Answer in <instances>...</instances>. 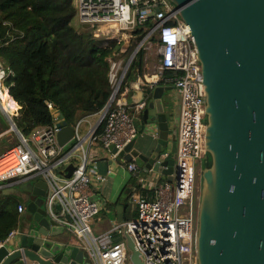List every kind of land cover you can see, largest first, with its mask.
I'll return each instance as SVG.
<instances>
[{
	"label": "built area",
	"instance_id": "obj_1",
	"mask_svg": "<svg viewBox=\"0 0 264 264\" xmlns=\"http://www.w3.org/2000/svg\"><path fill=\"white\" fill-rule=\"evenodd\" d=\"M73 5L79 26L89 25L95 37L122 42L120 54L126 51L123 45L128 42L130 46L135 38L133 31L143 33V38L126 60L119 55L108 59L111 96L107 105L101 112L80 119L73 126L72 140L63 147L57 142L60 131L57 125L62 117L50 103L47 107L53 116L52 125L36 128L28 137L18 129L15 131L13 118L20 107L11 110L3 102L2 94L9 95L4 82L10 71L0 61V115L9 123L6 132L12 133L17 142L0 152V191L43 181L46 185L43 208L47 216L79 240L92 264H125V244L113 241L123 234L132 237L144 264H196V189L207 157L206 113L202 76L190 28L179 19L177 9L169 0H73ZM152 38L156 40L154 43ZM140 48L146 54L148 49L154 50L151 68L146 66L150 58L145 54L146 72L139 79L142 89L152 92L156 86H168L180 97L173 181L168 182L165 176L154 171L144 174L133 162L126 163L127 171L136 177L142 190L130 196L137 218L122 221L96 237L90 225L98 216L100 206L90 199L105 177L96 172L88 152L100 148L109 152L110 158L123 160L119 153L135 140L136 118H141L149 99L144 97L130 105L128 90L122 89V84ZM167 72L176 75L166 78ZM161 82L163 85H159ZM85 124L88 129L83 133ZM170 152L164 151L158 156L155 160L158 167L170 157ZM68 165L74 169L65 178L63 174ZM16 210L22 214L25 207L19 204ZM15 236L12 231L0 240V248Z\"/></svg>",
	"mask_w": 264,
	"mask_h": 264
},
{
	"label": "water",
	"instance_id": "obj_2",
	"mask_svg": "<svg viewBox=\"0 0 264 264\" xmlns=\"http://www.w3.org/2000/svg\"><path fill=\"white\" fill-rule=\"evenodd\" d=\"M169 1L190 28L205 95L207 157L200 174L195 262L264 264V0ZM128 47V42L123 45L124 50ZM171 90L156 86L142 111L139 132L156 139L153 151L145 152L149 141L140 149L132 141L119 153L144 174L158 172L168 182L173 181L174 163L167 159L158 167L155 160L170 146L173 162L176 157L180 97L177 94L173 116L163 101ZM57 126V142L63 147L74 129L63 120ZM73 169L68 165L64 177ZM16 192L26 194L23 217L27 215L30 224L0 248V264H92L85 249L74 245L47 216L43 181L0 194ZM90 200L103 201L99 194ZM116 211L122 222L121 208ZM123 238L125 264H144L132 237Z\"/></svg>",
	"mask_w": 264,
	"mask_h": 264
},
{
	"label": "trees",
	"instance_id": "obj_3",
	"mask_svg": "<svg viewBox=\"0 0 264 264\" xmlns=\"http://www.w3.org/2000/svg\"><path fill=\"white\" fill-rule=\"evenodd\" d=\"M75 14L73 0H0V61L10 71L4 84L14 100L8 95L11 108L20 107L13 122L24 137L36 128L53 124L49 103L71 127L83 117L101 112L111 96L108 59L117 55L127 59L143 38V33L133 31L135 38L120 54L122 42L96 40L90 31L79 32L72 24ZM145 54L143 48L136 53L122 89L128 90L130 83L143 77ZM174 75L165 73L166 78ZM143 93L150 99L149 89ZM139 190L136 177L123 189L124 221L137 218L128 202L130 195ZM17 206L9 195L1 196L0 240L17 228Z\"/></svg>",
	"mask_w": 264,
	"mask_h": 264
},
{
	"label": "crops",
	"instance_id": "obj_4",
	"mask_svg": "<svg viewBox=\"0 0 264 264\" xmlns=\"http://www.w3.org/2000/svg\"><path fill=\"white\" fill-rule=\"evenodd\" d=\"M127 96H128V103L130 105H134L144 98L142 85L139 80L130 83ZM176 97L177 94L173 90L166 92L163 96V101L167 105V112L171 116H173L172 114L174 113L176 107ZM14 103L17 105L16 102ZM17 108H19V106ZM90 121L91 123H93L94 118H92ZM140 121L141 118H136V124L138 128V134L134 140L136 142V148L140 149L141 145L144 142L149 141L146 146L145 152L146 154H150L155 148L156 139H151L149 136H147L146 133L140 134L139 132ZM172 122H173V118L171 117L170 123L172 124ZM87 129H88V125L85 124L83 126V133L86 132ZM6 131L7 128L0 131V139L7 138L8 144L10 145L15 144L14 140L11 138L12 133H8ZM5 149L6 147H0V152H2ZM168 150L171 151V146L165 149V151ZM88 158L90 163L94 164V166L96 167V172L105 177V182H103L96 190V194L101 195V198L104 201V203L103 201L98 202L100 206V212L90 225L93 236L97 237L99 235L108 232L113 226L120 223L118 218V213L116 211V207L121 208L122 221H124V216H126L125 214L126 209L124 208V199L126 197V192L123 193V189L126 188L132 176L126 169L127 166L126 162H123V160H119V159L114 160L110 158V153L100 148H93L92 150H90L88 152ZM7 191H3V192H7ZM0 195L5 196L2 194ZM24 199L25 197L22 198V200H16V202L18 205L22 204L26 208ZM128 203H131L130 199ZM131 205L133 206L132 203ZM23 214L24 213L18 214V223H19V218H28L27 215L23 217ZM19 229L20 228L17 224V228L14 230V236L18 233ZM64 232L70 235L68 236L66 234L67 237L71 239V242L74 245H78L79 247H81V243L79 242V240H77L71 233L67 231ZM113 241L124 242V238L123 236H118L114 238Z\"/></svg>",
	"mask_w": 264,
	"mask_h": 264
},
{
	"label": "rangeland",
	"instance_id": "obj_5",
	"mask_svg": "<svg viewBox=\"0 0 264 264\" xmlns=\"http://www.w3.org/2000/svg\"><path fill=\"white\" fill-rule=\"evenodd\" d=\"M72 24L73 25H75V27H76V29L79 31V32H81V27L79 26V24L76 22V20L74 19V20H72ZM86 31H90V30H86ZM90 33H91V31H90ZM91 35H92V37L94 38V39H96V40H102V41H107V40H105L102 36H99V37H95L94 36V33L92 32L91 33ZM109 41V40H108ZM153 53H154V50L153 49H148V52H147V54H146V56H147V58H150L149 60H147V67L148 68H151V66L154 64L153 62H152V56H153ZM125 60H126V58H125ZM146 66H145V68H146ZM13 107V106H12ZM16 107V106H15ZM13 110L14 109H16V108H12ZM8 125H9V123H8V121L5 119V117H3V116H1L0 115V131H2V130H4V129H6V128H8ZM11 138L14 140V143L16 144L17 142H15L16 141V139H15V136L13 135V134H11ZM12 145H10V144H8V140H7V138H2V139H0V147H6V148H9V147H11ZM170 161H171V163H174L173 162V160H172V156L170 155V157L168 158ZM203 168V167H202ZM201 168V169H202ZM196 198L198 199L199 198V194H200V174H199V176H198V178H197V189H196ZM13 200H22V198H24L25 197V195H24V193H22V192H16V193H14V194H10L9 195ZM30 198H31V200H33L34 198H33V196H31L30 195ZM0 199H1V196H0ZM197 201V200H196ZM132 209H134L135 210V208L134 207H132ZM28 224H30V220L28 219V218H19V223H18V226H19V228L21 229V228H23V227H25L26 225H28ZM67 235L68 236H70L68 233H67Z\"/></svg>",
	"mask_w": 264,
	"mask_h": 264
},
{
	"label": "bare ground",
	"instance_id": "obj_6",
	"mask_svg": "<svg viewBox=\"0 0 264 264\" xmlns=\"http://www.w3.org/2000/svg\"><path fill=\"white\" fill-rule=\"evenodd\" d=\"M153 76L151 75V76H149V78H152ZM2 98H3V102H4V104H5V106H9L10 107V109L11 110H13L12 108H11V106H10V104H9V100H8V94H2ZM13 106V108H16L15 107V105H12ZM15 110V109H14Z\"/></svg>",
	"mask_w": 264,
	"mask_h": 264
}]
</instances>
